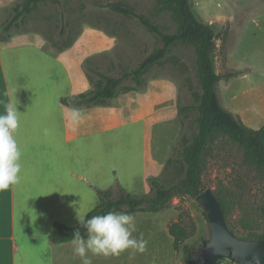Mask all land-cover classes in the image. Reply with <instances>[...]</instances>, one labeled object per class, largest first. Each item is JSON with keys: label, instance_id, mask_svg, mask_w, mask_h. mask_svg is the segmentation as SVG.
Masks as SVG:
<instances>
[{"label": "rangeland", "instance_id": "374dc122", "mask_svg": "<svg viewBox=\"0 0 264 264\" xmlns=\"http://www.w3.org/2000/svg\"><path fill=\"white\" fill-rule=\"evenodd\" d=\"M24 1L0 0V39L26 37V45L41 44L55 55L72 49L64 55L70 74L85 65L94 88L100 75L120 78L161 46L159 38L138 19L114 12L111 4L131 6L167 34H175L180 26L177 16L160 0H61L60 5L40 3L6 31L15 9ZM190 2L196 16L216 33V72L222 78L229 73L238 75L219 83L223 106L248 127L260 129L264 126V0ZM69 43L72 47L67 49ZM196 53L195 47L178 44L144 75L143 88L121 91L101 106L103 190L117 189V181H122L124 187L120 185L128 193L152 195V179L171 186L181 178L182 150L198 129ZM124 85L135 84L128 80ZM188 107L191 110L180 112ZM205 159L203 189H212L226 201L231 210L229 228L240 238L250 233L264 235V178L244 166L243 149L228 138L219 139ZM182 213L196 225L186 244L203 248L211 239V227L197 197L186 196L174 199L170 208L159 214H131L136 227L133 236L140 239L142 235L147 245L144 252L130 256L149 264H187L184 252L174 249L169 234L170 225L178 222ZM114 263L111 256L106 260L103 256V264ZM222 263L237 264L232 260Z\"/></svg>", "mask_w": 264, "mask_h": 264}, {"label": "crops", "instance_id": "0c3cea01", "mask_svg": "<svg viewBox=\"0 0 264 264\" xmlns=\"http://www.w3.org/2000/svg\"><path fill=\"white\" fill-rule=\"evenodd\" d=\"M25 39H0V114L16 106L22 151L20 182L0 192V264H82L71 242L54 244L50 236L56 223L75 227L100 203L102 108L63 104L94 89L85 65L70 74L64 55L72 49L55 55ZM134 253L112 257L114 264H149ZM87 255L103 264V256Z\"/></svg>", "mask_w": 264, "mask_h": 264}, {"label": "trees", "instance_id": "16d2710c", "mask_svg": "<svg viewBox=\"0 0 264 264\" xmlns=\"http://www.w3.org/2000/svg\"><path fill=\"white\" fill-rule=\"evenodd\" d=\"M50 1L60 5L61 0H25L19 5L10 21L6 31H10L18 23L40 4ZM160 4L171 10L178 18L180 26L175 34H167L151 20L135 11L131 6L118 3L111 4V9L121 15L133 17L156 35L161 46L144 59L141 64L131 72H124L120 78L108 75H100V80L95 83V88L89 94H81L62 100L63 104L72 107L105 106L119 96L121 91L132 92L145 85L144 75L155 66L160 65L171 49L178 44H186L195 47L198 65V85L200 89L199 103L195 106L199 116L197 118V133L182 150L181 178L173 185L166 186L158 179H152V195L137 196L128 193L117 181V189L96 190L100 203L86 216L90 218L95 215H103L109 211L136 213H161L170 208L176 198L186 196L198 197L204 192L203 176L206 171V156L213 144L219 139L228 138L236 143L244 151V166L255 172L260 178H264V126L255 130L247 125L240 116L225 108L222 104L219 83L222 79L229 81L238 76L229 73L224 78L215 70L213 55L216 50V33L212 26L201 21L193 11L190 0H160ZM65 27L62 35L65 34ZM72 47V43L66 48ZM132 80L134 86L128 87L124 83ZM191 110V107L181 109L180 112ZM219 199L225 214L226 222L230 227L229 216L231 210L221 197ZM264 214V208H263ZM186 214L180 215L179 221L169 227V234L174 238V249L183 251L187 264H192L193 255L201 249H195L186 244L196 232L194 222H188ZM245 226V225H244ZM79 229L82 233L86 231L77 225L68 227L56 223L50 240L54 244L71 242L72 234ZM232 230V229H231ZM235 232L234 230H232ZM238 236V235H237ZM248 240H261L264 235L250 233ZM209 242V241H208ZM207 242V243H208ZM206 243V244H207ZM223 264V263H222Z\"/></svg>", "mask_w": 264, "mask_h": 264}, {"label": "clouds", "instance_id": "9594fccd", "mask_svg": "<svg viewBox=\"0 0 264 264\" xmlns=\"http://www.w3.org/2000/svg\"><path fill=\"white\" fill-rule=\"evenodd\" d=\"M16 106L8 104L0 114V192L9 190L20 182L22 169V151L15 133L19 127ZM72 113V118L78 117ZM79 223L86 231L82 235L79 229L71 237L74 253L81 258L82 264H92L87 255L118 257L127 249L144 252L147 241L133 236L136 231L134 217L125 212L109 211L86 219L78 217Z\"/></svg>", "mask_w": 264, "mask_h": 264}, {"label": "water", "instance_id": "95a60500", "mask_svg": "<svg viewBox=\"0 0 264 264\" xmlns=\"http://www.w3.org/2000/svg\"><path fill=\"white\" fill-rule=\"evenodd\" d=\"M197 199L205 210L212 236L193 255L192 264H222L224 260H232L237 264H264V239L238 237L229 228L222 205L212 189H207Z\"/></svg>", "mask_w": 264, "mask_h": 264}]
</instances>
